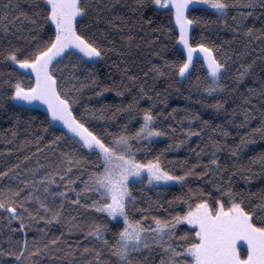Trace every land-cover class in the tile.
Here are the masks:
<instances>
[{"label": "snow or ice", "instance_id": "6c2138e0", "mask_svg": "<svg viewBox=\"0 0 264 264\" xmlns=\"http://www.w3.org/2000/svg\"><path fill=\"white\" fill-rule=\"evenodd\" d=\"M0 144V264H264V0H0Z\"/></svg>", "mask_w": 264, "mask_h": 264}, {"label": "trees", "instance_id": "16d2710c", "mask_svg": "<svg viewBox=\"0 0 264 264\" xmlns=\"http://www.w3.org/2000/svg\"><path fill=\"white\" fill-rule=\"evenodd\" d=\"M196 31L199 32L200 29L197 28ZM224 35H225V38H229V37H230V34H228V33H225ZM102 71H106V69H102ZM109 95L111 96V95H115V94H114V93H111V94H109ZM179 101H180V98L173 96L172 99L170 100V103H173V104H174V103L179 102ZM42 111H43V109H41V112H42ZM3 127H7V125H3ZM196 142H197V141L194 139V140L192 141L193 145H195ZM165 143H167V140H165ZM2 147H3V145L0 144V148H2ZM160 147H163V144H161ZM262 147H264V145L257 144L256 146H254V150H255V151H259V150H261ZM173 154H177V153H173ZM178 154H179L180 156H184V155H186L187 153L185 152L184 149H180L179 152H178ZM249 155H252V152H249Z\"/></svg>", "mask_w": 264, "mask_h": 264}]
</instances>
